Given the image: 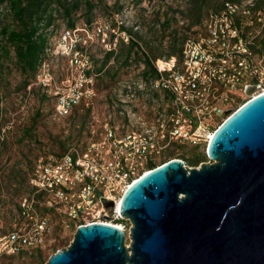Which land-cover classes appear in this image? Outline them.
<instances>
[{
    "label": "built area",
    "instance_id": "built-area-1",
    "mask_svg": "<svg viewBox=\"0 0 264 264\" xmlns=\"http://www.w3.org/2000/svg\"><path fill=\"white\" fill-rule=\"evenodd\" d=\"M115 22V27L108 21H95L65 27L55 38L59 29L50 34L34 84L55 101L57 117L70 115L81 103L94 105L96 74L89 54L94 31L104 52L116 49L119 39L127 42L129 35L120 30L128 23L119 13ZM203 28L186 40L181 63L176 57L158 58L153 62L158 76L145 79L136 77L137 72L119 82L114 107L128 121L127 131L119 135L107 121L100 141L90 142L85 149L71 146L60 156L38 160L30 180L33 193L20 199L11 229L0 235V264H13L5 259L44 244L51 225L37 207V193H44L45 204L60 210L66 226L72 223L75 231L96 222L126 231L117 211L126 190L171 160L166 157L173 144L208 146L226 119L225 111L234 112L264 92V49L258 43L264 32V6L257 7V0L227 1L221 10L209 13ZM51 56L72 64L82 61L83 66L59 85L47 62ZM248 85L257 87L250 96L245 93ZM149 92L162 93L168 100L146 118L135 108L140 96ZM108 201L114 206L107 207Z\"/></svg>",
    "mask_w": 264,
    "mask_h": 264
},
{
    "label": "water",
    "instance_id": "water-1",
    "mask_svg": "<svg viewBox=\"0 0 264 264\" xmlns=\"http://www.w3.org/2000/svg\"><path fill=\"white\" fill-rule=\"evenodd\" d=\"M223 117L209 161L172 158L126 190L119 213L128 233L80 225L46 264H264V92Z\"/></svg>",
    "mask_w": 264,
    "mask_h": 264
},
{
    "label": "rangeland",
    "instance_id": "rangeland-1",
    "mask_svg": "<svg viewBox=\"0 0 264 264\" xmlns=\"http://www.w3.org/2000/svg\"><path fill=\"white\" fill-rule=\"evenodd\" d=\"M82 1V8L77 13V17L82 19L87 10V2ZM94 5V17L99 23L111 22V17H105L116 9V3L119 0H89ZM124 4L120 15L130 26L137 21L140 16L144 19L143 33L153 20L154 12L166 11L172 6L174 9H185L187 0H144L142 4H133L131 0H121ZM179 25L186 24L182 19V14L177 13ZM59 30L54 34L58 37L60 31L65 28L66 22L59 20ZM79 20L78 24H81ZM95 29V28H94ZM93 30L91 31V34ZM94 31V42H92V52L96 57H101L103 47ZM50 70L58 81L59 85L62 79L73 77L77 70L83 66V62L72 64L66 58L48 57ZM117 76L104 77L97 88L94 96V105L90 113L80 110L77 114L66 117H57L55 115V101L53 99L41 101L42 91L35 86V89L19 90L20 75L17 71H12L7 75L8 84L0 82L1 97V116H0V136L7 141V150L0 163V235L7 233L11 229V224L18 214L19 201L23 196L29 195L33 190L30 182L33 168L40 158L57 156L67 147L75 146L85 149L90 142L100 141L104 135V125L107 121L117 128L119 135L128 130L125 116L120 114V109L114 107L117 101L119 82L126 77L135 76L138 72L136 66L125 71L120 65L114 67ZM154 98V100H153ZM167 97L162 98V93L144 94L140 96L138 107L135 109L150 118L154 107L158 104L167 102ZM37 111L41 112V117L32 127V121ZM123 124L125 126L123 127ZM32 129L30 134L25 135L26 129ZM132 128V126L130 127ZM129 128V129H130ZM191 147L196 146L187 144ZM200 152L207 153L206 145H197ZM190 155V154H189ZM208 161V160H207ZM188 165V164H186ZM16 169L19 172L18 178L9 186L11 170ZM63 213L57 210V213L51 215V230L46 235L42 246L25 249L22 253L9 259L8 263L13 264H46L50 255L58 249L67 247L73 240L75 228L72 223L67 227ZM129 243V240L127 241Z\"/></svg>",
    "mask_w": 264,
    "mask_h": 264
},
{
    "label": "trees",
    "instance_id": "trees-1",
    "mask_svg": "<svg viewBox=\"0 0 264 264\" xmlns=\"http://www.w3.org/2000/svg\"><path fill=\"white\" fill-rule=\"evenodd\" d=\"M131 1L133 4H137L138 8V5L142 4L144 0ZM227 1L239 0H187L185 9H174L170 6L166 11L158 10L154 12L153 20L149 23L145 33H143L144 19L138 17L137 14V21L132 25H121L120 27L121 31H125L129 35L127 42L120 38L117 48L103 51L101 57H96L92 50L89 51L93 72L96 74V90L104 77L115 78L117 76V71H114L117 64L125 71L136 66L138 69L136 77L149 79L158 76L153 63L156 59L176 57L177 62L181 63L186 40L203 32V23L209 13L221 10ZM85 2H87V10L80 19L77 17V13L82 8L81 0H0V82L8 84L7 75L15 70L21 79L17 87L19 90L31 92L32 89H35L34 83L49 36L61 26L59 20H64L68 28H75L79 25V20H82L81 24L90 25L97 20L94 17V5L89 0H85ZM263 6L264 0H257V7ZM123 7L124 4L119 0V3H116L115 11L105 16L111 17L114 27L117 25L115 15L120 13ZM177 13L182 14V19L186 20V24L179 25ZM244 19L240 18V21L244 22ZM258 43L264 49V32ZM141 65L144 67L142 68ZM37 87L42 91L40 96L42 102L52 99L43 92L41 87ZM92 108L93 105L87 106L85 103H81L75 106L68 116L77 114L80 110H85L89 114ZM1 113L0 95V116ZM41 115V112L37 111L32 121V127L36 125ZM31 131L32 129H26L25 135L30 134ZM69 147L57 156L62 155ZM197 147L196 145L190 148L187 144L175 143L169 149L166 159L178 157L190 167L199 166L209 158L206 152L198 151ZM6 150L7 141L0 136V163ZM154 166L151 165V168ZM18 176L19 172L15 168L11 170V174L7 177L9 186H12ZM33 191L34 188L30 194ZM36 199L38 209L51 225V215L57 213V210L45 204L44 193H37ZM118 221L125 225L127 233L130 222L123 219Z\"/></svg>",
    "mask_w": 264,
    "mask_h": 264
},
{
    "label": "bare ground",
    "instance_id": "bare-ground-1",
    "mask_svg": "<svg viewBox=\"0 0 264 264\" xmlns=\"http://www.w3.org/2000/svg\"><path fill=\"white\" fill-rule=\"evenodd\" d=\"M119 207H120V201L117 204V211H119Z\"/></svg>",
    "mask_w": 264,
    "mask_h": 264
}]
</instances>
